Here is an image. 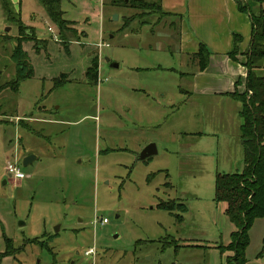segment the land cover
Here are the masks:
<instances>
[{"label":"rangeland","instance_id":"374dc122","mask_svg":"<svg viewBox=\"0 0 264 264\" xmlns=\"http://www.w3.org/2000/svg\"><path fill=\"white\" fill-rule=\"evenodd\" d=\"M8 1L35 32L25 48L36 74L0 94V253L6 239L12 246L0 264H226L217 246L234 226L213 201L214 178L242 169L241 118L225 105L239 102L188 95L191 79L179 73L195 65L166 48L178 19L65 0L77 33L67 54L39 0ZM16 35L0 0V84L15 75ZM94 54L98 81L89 82ZM148 144L156 153L140 160ZM29 154L36 159L22 166ZM15 160L24 179L5 173ZM170 199L186 206L181 220L156 207ZM43 234L46 247L27 241ZM245 257L264 264V218L249 230Z\"/></svg>","mask_w":264,"mask_h":264},{"label":"trees","instance_id":"16d2710c","mask_svg":"<svg viewBox=\"0 0 264 264\" xmlns=\"http://www.w3.org/2000/svg\"><path fill=\"white\" fill-rule=\"evenodd\" d=\"M62 1L65 0H39V3L45 9L49 20L57 27L59 41L68 54L70 42L76 40L77 33L74 28H70L74 22L64 18V11L61 9ZM262 2L264 0H238L237 2L238 8L249 14L252 32L243 64L247 70L246 90L241 94L237 91L229 94L230 97L240 102L239 136L243 148L242 169L240 172L233 173L217 172L214 178V201L225 204L224 214L234 226V230L230 233L229 243L217 246L220 252L231 253L227 256L226 264H246L245 252L249 245V230L255 220L264 218V5ZM1 3L7 21L17 24V35L14 37L15 44L10 55L11 61L15 64V75L9 82L0 84V94L5 90L17 91L22 81L33 77V66L28 53L23 48V43L37 39L33 28L21 21L19 13L12 8L11 3L8 0H1ZM121 3L134 9H156L163 17L173 16L171 13L162 11L160 0L152 2L121 0L120 3L119 0H113L112 5L118 7ZM256 3L259 4L257 8H255ZM123 18L122 30L130 25L131 20L128 17ZM235 53V50L229 53L234 60ZM191 57L202 71L208 65L210 52L201 43ZM98 71V56L94 54L85 71L89 82L98 81ZM179 74L188 75L185 72ZM60 85L55 83L54 86ZM156 207L167 211L177 220H181L178 212L186 211L185 205L171 199L160 200ZM44 236L43 234L27 241L40 247H46V242L42 240ZM11 250V240L6 239V250L0 253V260L11 254Z\"/></svg>","mask_w":264,"mask_h":264},{"label":"crops","instance_id":"0c3cea01","mask_svg":"<svg viewBox=\"0 0 264 264\" xmlns=\"http://www.w3.org/2000/svg\"><path fill=\"white\" fill-rule=\"evenodd\" d=\"M160 1L162 11L171 13L173 20L178 19L177 29H172L171 31L175 33L173 35L175 39L169 44H167L168 41L173 37H169L168 41L166 39V48L170 52L176 51L178 53L181 65L187 66L189 63L191 65L194 63L193 65L196 66H194L193 71L186 72L188 75H183L191 79V88L188 95L218 98L220 99L219 104L222 103L220 101H226L227 99L237 102L229 94L234 91L241 94L246 90L247 70L243 64L246 59L245 53L249 48L252 32L249 14L242 12L238 8V0ZM26 43H23V48L29 55L28 50L25 48ZM201 43L210 52L208 65L202 71L199 70L196 61L191 57L198 50ZM233 50L236 51L234 55L235 60L229 56V53ZM68 54H70V45ZM29 58L32 64L30 55ZM33 70L34 75L32 78L36 74L34 66ZM225 105L227 106L226 109L235 110L236 114L239 115L240 102L236 105L229 103ZM16 118L19 117L17 116ZM26 119L31 122L42 120L31 116ZM50 121L56 122L57 120ZM241 150H243L242 142L240 144L239 140L236 151L241 153V156H238V158L241 157L243 159V151ZM165 185L169 186L168 183ZM224 209L225 206L223 213ZM229 254L231 255V253Z\"/></svg>","mask_w":264,"mask_h":264},{"label":"built area","instance_id":"2783aa9c","mask_svg":"<svg viewBox=\"0 0 264 264\" xmlns=\"http://www.w3.org/2000/svg\"><path fill=\"white\" fill-rule=\"evenodd\" d=\"M54 38H57V35L54 36ZM5 173L7 176H11L14 179H24L25 175L24 173L19 169L18 165H17V160L15 161H8L7 166L5 168ZM106 219H103L101 221V224L105 223ZM93 254V250L89 249L87 251L84 252L85 256H89Z\"/></svg>","mask_w":264,"mask_h":264},{"label":"water","instance_id":"95a60500","mask_svg":"<svg viewBox=\"0 0 264 264\" xmlns=\"http://www.w3.org/2000/svg\"><path fill=\"white\" fill-rule=\"evenodd\" d=\"M117 17L118 16L116 14L113 16L114 19H117ZM115 66H117V65H115ZM155 153H156V149H155L154 144H148L147 146H145L142 149L139 158H140V160H146L147 158H149L151 155H153ZM34 159H36V156H34L32 154L25 156L22 160V166L28 165Z\"/></svg>","mask_w":264,"mask_h":264}]
</instances>
